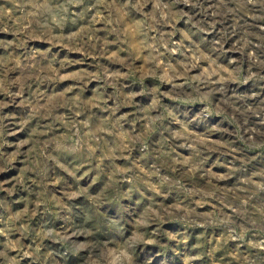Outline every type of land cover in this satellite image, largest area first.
<instances>
[{"label":"rangeland","instance_id":"rangeland-1","mask_svg":"<svg viewBox=\"0 0 264 264\" xmlns=\"http://www.w3.org/2000/svg\"><path fill=\"white\" fill-rule=\"evenodd\" d=\"M0 264H264V0H0Z\"/></svg>","mask_w":264,"mask_h":264}]
</instances>
